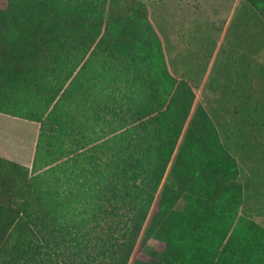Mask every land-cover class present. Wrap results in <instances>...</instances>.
Segmentation results:
<instances>
[{
	"label": "trees",
	"instance_id": "obj_1",
	"mask_svg": "<svg viewBox=\"0 0 264 264\" xmlns=\"http://www.w3.org/2000/svg\"><path fill=\"white\" fill-rule=\"evenodd\" d=\"M195 98L143 0H0V114L39 124L32 168L0 157V264H264Z\"/></svg>",
	"mask_w": 264,
	"mask_h": 264
},
{
	"label": "rangeland",
	"instance_id": "obj_2",
	"mask_svg": "<svg viewBox=\"0 0 264 264\" xmlns=\"http://www.w3.org/2000/svg\"><path fill=\"white\" fill-rule=\"evenodd\" d=\"M144 3L171 75L188 81L194 107L217 119L222 141L239 161L244 190L239 214L264 227V20L246 0ZM38 125L0 114V157L32 168ZM105 228L103 223L96 228L95 243L108 235ZM92 253L88 263L63 254L59 262L98 264Z\"/></svg>",
	"mask_w": 264,
	"mask_h": 264
},
{
	"label": "crops",
	"instance_id": "obj_3",
	"mask_svg": "<svg viewBox=\"0 0 264 264\" xmlns=\"http://www.w3.org/2000/svg\"><path fill=\"white\" fill-rule=\"evenodd\" d=\"M143 1H149V0H143ZM160 38L162 39V37L160 36ZM161 41H163V40H161ZM163 43V42H162ZM168 43H170L169 41H168ZM186 77V76H185ZM39 126V125H38ZM32 157V156H31ZM31 163V162H30ZM25 165V164H24Z\"/></svg>",
	"mask_w": 264,
	"mask_h": 264
}]
</instances>
